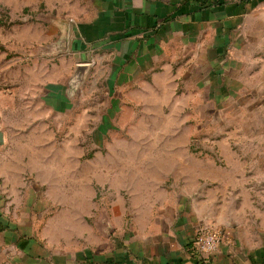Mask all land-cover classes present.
Returning a JSON list of instances; mask_svg holds the SVG:
<instances>
[{
  "label": "crops",
  "instance_id": "0c3cea01",
  "mask_svg": "<svg viewBox=\"0 0 264 264\" xmlns=\"http://www.w3.org/2000/svg\"><path fill=\"white\" fill-rule=\"evenodd\" d=\"M93 2L96 11L80 25L76 43L113 64L114 82L147 83L157 93L175 83L190 85L194 100L207 103L195 108L201 116L212 109L228 122L233 119L235 129L225 132L242 138L211 146L223 150L225 168L210 156L188 158L185 166L194 165L195 180L218 184L208 198L241 196L237 205L242 217L232 218L225 200L221 215L211 212L202 219L188 199L168 193L142 216L136 207H114L110 227L107 220L83 222L81 231L71 224L63 236L58 216L37 230L41 237H33L24 227L30 221L38 228V219L25 218L41 207L23 206L25 158L11 155L2 110L0 264H264V0ZM147 91L152 99L158 97L150 87ZM205 220H215L222 242L202 260L194 255L191 241L199 229L211 227Z\"/></svg>",
  "mask_w": 264,
  "mask_h": 264
},
{
  "label": "rangeland",
  "instance_id": "374dc122",
  "mask_svg": "<svg viewBox=\"0 0 264 264\" xmlns=\"http://www.w3.org/2000/svg\"><path fill=\"white\" fill-rule=\"evenodd\" d=\"M95 11L93 0H0V116L3 110L11 155L25 158L23 206L41 207L25 218L38 219V228L27 221L24 231L41 237L58 216L63 236L71 224L81 231L83 222L107 220L110 227L114 207H136L142 216L168 193L188 199L202 219L221 215L226 200L239 221L241 196L208 198L218 184L195 180L194 165L185 166L210 156L225 168L223 150L211 146L242 138L225 132L235 129L233 119L212 109L201 116L195 108L207 103L194 100L190 85L157 93L147 83L114 82L113 64L76 43ZM204 222L216 228L215 220Z\"/></svg>",
  "mask_w": 264,
  "mask_h": 264
},
{
  "label": "built area",
  "instance_id": "2783aa9c",
  "mask_svg": "<svg viewBox=\"0 0 264 264\" xmlns=\"http://www.w3.org/2000/svg\"><path fill=\"white\" fill-rule=\"evenodd\" d=\"M222 242L221 231L213 227H203L198 230L191 241L192 251L200 259L216 253Z\"/></svg>",
  "mask_w": 264,
  "mask_h": 264
}]
</instances>
